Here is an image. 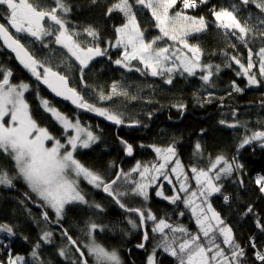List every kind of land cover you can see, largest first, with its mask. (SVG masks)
Segmentation results:
<instances>
[{
    "label": "snow or ice",
    "instance_id": "snow-or-ice-1",
    "mask_svg": "<svg viewBox=\"0 0 264 264\" xmlns=\"http://www.w3.org/2000/svg\"><path fill=\"white\" fill-rule=\"evenodd\" d=\"M98 4L99 0H90V6ZM209 4L210 0H105L103 16L111 19L114 13H119L123 19V23L112 26L113 37H105L92 24L74 26L68 19L73 11L68 0H52V5L44 0H0V18L6 21L0 23V40L37 82L34 89L26 82L12 83L11 69L0 66V156L13 162V174L0 164V187L17 190L16 183L22 181L29 192L21 193L24 199L18 203L29 212L27 203L41 208L44 222L27 254L12 250L13 238L17 237L16 225L0 222V250L7 253L0 264H53L43 254L45 245L52 246L60 264H89V258L92 264H123L116 249L109 250L95 239V234L105 231L106 225L90 218L82 229L86 243L75 239L69 229L63 227L66 211L74 205L95 209L96 214L105 211L102 203L87 199L80 187L81 180L102 190L129 214L127 223L131 229L141 231L140 242L135 247L146 249L151 244L146 264H162L158 257L163 255L173 258L175 264H264V241L261 240L264 211L257 210L253 203L237 205L236 215L241 220L251 217L255 229L242 243L233 226L212 203L214 199H222L231 207L233 198L240 200L226 189L229 184L245 187L246 172L240 153L253 146L264 149V121L258 122L259 127L253 130L247 121L238 119V108L230 109L232 121L220 119L218 124L232 129L243 127L245 133L235 145L236 155L228 157L221 153L214 158L210 155L207 168L191 164L185 169L177 152V141L173 139L165 147L140 144L139 147H149L155 152L157 162L142 164L137 161L128 171L112 162L109 167L116 170L112 178L107 179L77 158L80 149L98 146L101 136L84 127L78 117L53 106L39 91L40 85L46 86L76 109L94 113L117 127L140 128L148 125L141 119L125 116L120 108H126L123 101L144 97L133 94L122 80H113L107 88L89 83L87 73L97 58H105L110 64L141 76L160 77L165 85H173L177 76L198 78L206 92L202 98L194 93L201 107L214 102L225 107V99L232 98L233 94L264 87V0H239L229 6L212 4L208 7ZM250 5L258 13L248 11L242 17V10L247 11ZM202 6L208 8L207 15L188 14L187 10H198ZM141 9L150 11L159 35L147 38L137 18ZM208 16L213 19L210 21ZM210 25L222 33L226 42L219 50L223 57L219 64L211 60L205 62L204 58L210 54L201 45L189 43V37L206 32ZM25 37L29 38L28 45L22 42ZM165 40L172 43L158 46ZM257 42L260 46L254 50ZM37 44L46 50L42 58L32 50ZM241 46L247 51L246 57L240 51ZM114 50L119 53L116 58L112 55ZM211 55H216L215 50ZM225 69L232 70L245 85L241 87L237 79H233L224 94L218 95L216 80ZM30 90L36 92L42 111L60 127V137L34 118L25 97ZM120 98L122 103L116 105L115 101ZM146 102L153 103L151 99ZM258 103L264 109V99ZM170 106L181 115L187 108L183 102ZM156 111L159 109L147 111L145 118L153 119ZM205 133V129L200 130L201 136ZM117 142L124 155H134V145L119 133ZM194 149L197 155L203 154L199 141ZM134 173L138 174V180L132 178ZM252 183L264 197V174L256 175ZM165 184L171 195L165 193ZM150 189L156 197L176 205L179 217L185 216L184 209L190 210L196 230L174 225L167 215L158 217L150 207H129L124 202L125 198L134 196L142 198L146 205ZM31 194L37 199L33 200ZM133 214L136 219L131 218ZM148 222H151L150 229ZM53 227L58 231L51 230ZM153 237L155 243H152ZM21 238L29 242L27 236ZM57 239L61 241L59 244ZM249 250L252 251L251 260L247 255Z\"/></svg>",
    "mask_w": 264,
    "mask_h": 264
},
{
    "label": "trees",
    "instance_id": "trees-1",
    "mask_svg": "<svg viewBox=\"0 0 264 264\" xmlns=\"http://www.w3.org/2000/svg\"><path fill=\"white\" fill-rule=\"evenodd\" d=\"M73 5V11L69 14L68 19L74 26L83 27L92 24L99 28L102 35L105 37H113V25L123 23L121 14L114 13L111 19H106L103 16L105 0H99L97 6H90V0H68ZM231 3H239V0H210L208 7L212 4L229 6ZM179 8V4L177 5ZM189 15H207L208 8L201 7L198 10H187ZM244 10H242L243 12ZM258 13V10L250 5L247 11ZM241 12V13H242ZM138 20L141 27L146 30L147 38L151 39L159 35V30L155 28V21L151 17V13L147 9L138 11ZM211 21L213 18L208 16ZM0 22L6 21L0 18ZM26 45L29 44V38H24ZM166 43H170L166 41ZM189 43L201 45L210 55L204 58L205 62L211 60L213 63H222L223 57L219 54V50L225 47V40L221 32L215 26L210 25L209 29L201 34H196L189 37ZM260 43L257 42L253 47L258 49ZM32 50L37 53L38 58H42L46 54V50L40 49L37 44L32 47ZM215 50L216 55H211ZM240 51L247 56V51L242 46ZM113 58L119 55L115 50L112 52ZM135 63V62H134ZM0 66L11 69L13 75L10 78L12 83L26 82L32 88H35L36 80L31 73L25 69L16 59L13 52L8 50L0 40ZM89 83L104 86L107 88L113 80L123 81L130 86V91L144 99L136 101H123L125 107L120 110L125 116H131L141 119L146 123L147 127L131 128L127 126H115L112 122L100 117L94 113L83 112L68 104L65 100L56 97L45 86L40 85L39 91L42 97L52 101L53 106L57 107L62 112L74 117H78L82 125L87 127L101 136V141L98 146L93 145L90 149H80L77 153V158L81 160L89 168H94L99 171L105 178H112L115 168L109 167V164L114 162L116 166L122 167L125 171L130 170L136 165L137 161L142 164L157 162L158 158L155 152L149 147H139L144 145H157L165 147L172 142L177 141V152L183 165L187 169L191 164L198 167L207 168L209 165V156L215 157L217 154H224L228 157L236 155L235 145L239 138L244 135L243 127L232 129L225 128L218 124L220 119H226L231 122L230 109L236 107L239 109L238 119L247 121L248 127L255 130L259 127L260 121H264V109L259 107V101L264 99V87H253L247 89L242 94H233L232 98L225 99V107H220L218 103L204 105L203 107L197 102V95L203 97L206 95L205 89L201 87V81L198 78H183L177 76L173 85H165L162 78L141 76L139 73L128 72L113 64H110L105 58H97L93 62L90 71L87 73ZM237 79L241 87H244L245 81L235 77L234 72L225 69L221 72L216 80L218 95H223L228 83ZM148 85L152 87L149 88ZM197 93V95H194ZM28 100L34 118L41 126H46L49 131L60 137L62 135L60 127L53 122L49 115L45 114L39 106V100L36 92L30 90L25 95ZM151 99L153 103H147L146 100ZM183 102L187 105L186 110L181 115L175 108L170 105ZM122 103V98L115 101L116 105ZM106 106V105H98ZM156 111L153 119L147 120L145 113L147 111ZM205 129V135H200V130ZM117 133L124 139H127L135 147L134 155L127 157L121 151V145L117 142ZM199 141L202 145V155H197L194 149L195 143ZM240 161L245 166L246 175L244 177L245 187L240 188L238 185L229 184L226 191L233 194V197L239 196L240 200L235 198L231 201V207L224 204L222 199H214L213 206L221 211L222 215L233 226L237 236L244 243L249 235L255 229L252 224V218L249 217L241 220L236 215V207L239 203H253L255 208L264 211V197L260 196L258 189L252 181L258 174H264V149L258 146L249 147L242 150L240 153ZM0 164L5 169L13 174V162L10 159L0 156ZM133 178V177H132ZM80 187L87 194V199L92 202H99L105 208V211L96 214V210L87 208L83 205H74L66 211L63 227L69 229L70 234L78 239L81 243H86V237L82 229L85 228L90 218L98 223L107 226L103 232H97L95 239L109 250L116 249L123 261V264H146V256L151 250V244L146 249H138L135 247L141 239V231L131 229L127 223L129 214L119 208L102 190H97L89 186L85 181H80ZM17 190H9L0 187V222L9 221L16 225L17 237L13 238L12 250L19 254H27L31 242H34L40 229L44 227V222L41 220V208L34 206L32 203H27V209L23 208L18 201L24 199L21 193L29 192V189L22 181L16 183ZM122 191L126 190L121 188ZM165 193L171 195L170 188L165 184ZM150 199L145 205L142 198L129 196L124 199V202L129 207H150L158 217L167 215L170 222L174 225H184L190 230L195 231L194 218L191 217L190 210L184 209L185 216L179 217L177 206L158 198L154 194V190L150 189ZM32 199H37L34 194ZM183 209V205H180ZM49 215L54 220L53 213L49 210ZM131 218L136 219L133 214ZM39 221V225L35 222ZM149 229L151 222H148ZM53 231H58L52 228ZM127 233V234H126ZM150 232V236H152ZM22 236H27L29 242H25ZM264 241V237H261ZM61 241L57 239L56 243ZM155 243V237L152 239ZM45 257L50 258L53 264H60L59 258L51 245H45L43 249ZM7 253L0 250V259L5 258ZM248 258L251 260L252 251L249 250ZM162 260V264H175L173 258L163 255L158 257ZM89 264H92V259L89 258Z\"/></svg>",
    "mask_w": 264,
    "mask_h": 264
},
{
    "label": "rangeland",
    "instance_id": "rangeland-1",
    "mask_svg": "<svg viewBox=\"0 0 264 264\" xmlns=\"http://www.w3.org/2000/svg\"><path fill=\"white\" fill-rule=\"evenodd\" d=\"M44 2H45L47 5H52V0H44ZM247 14H248L247 12H244V11H243V12L241 13V16L244 17V16H246ZM169 42L172 43L171 41H169ZM165 43H166L165 41H160L158 46H161V47H162V46L165 45ZM58 60H59V57L57 58V61H58ZM25 95H26V93H25ZM86 128H87V127H86ZM157 158H158V157H157ZM185 169H186V168H185ZM133 179H137V180H138V179H139L138 174L134 173V174H133ZM192 183H193V186H194V181H192Z\"/></svg>",
    "mask_w": 264,
    "mask_h": 264
},
{
    "label": "water",
    "instance_id": "water-1",
    "mask_svg": "<svg viewBox=\"0 0 264 264\" xmlns=\"http://www.w3.org/2000/svg\"><path fill=\"white\" fill-rule=\"evenodd\" d=\"M0 23H2V22H0ZM10 31H13L14 32V30L13 29H10ZM21 36H23V34H20ZM8 50H10V49H8ZM11 51V50H10ZM14 55H15V53H14ZM46 87V86H45ZM50 91V90H49ZM51 92V91H50ZM53 94V93H52ZM58 98H60V97H58ZM60 99H63V98H60ZM64 100V99H63ZM66 101V100H65ZM68 104H70V105H72L69 101H66ZM72 106H74V105H72ZM75 107V106H74ZM127 157H131V156H127Z\"/></svg>",
    "mask_w": 264,
    "mask_h": 264
}]
</instances>
